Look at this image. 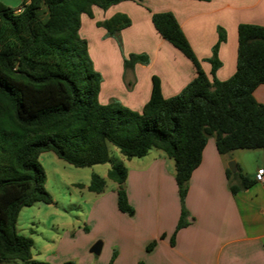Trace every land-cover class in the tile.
Returning <instances> with one entry per match:
<instances>
[{"label":"trees","instance_id":"trees-1","mask_svg":"<svg viewBox=\"0 0 264 264\" xmlns=\"http://www.w3.org/2000/svg\"><path fill=\"white\" fill-rule=\"evenodd\" d=\"M119 1L23 0L19 9L0 1V260L50 264L33 259L32 240L15 226L22 206L52 202L39 162L44 151L75 167L109 162L108 144L127 158L142 157L152 148L163 152L173 160L180 202L171 242L188 225V182L208 137L214 138L221 155L260 148L264 177V103L253 96L254 89L264 84V26L237 25L235 70L219 80L217 51L225 30L217 27V41L207 59L209 78L173 13H152L154 29L191 62L195 76L177 94L163 97L159 78L153 75L149 98L136 111L114 98L99 101L102 77L93 66L86 39L79 34L81 14L93 17V6L105 10ZM130 23L126 14L117 12L95 24L120 48L119 32ZM148 60L145 53H129L123 56V66ZM225 176L232 194L255 182L237 164L234 172L226 167ZM107 177L117 184V209L130 213L126 167L111 163ZM87 189L103 192L105 179L92 175Z\"/></svg>","mask_w":264,"mask_h":264},{"label":"crops","instance_id":"crops-1","mask_svg":"<svg viewBox=\"0 0 264 264\" xmlns=\"http://www.w3.org/2000/svg\"><path fill=\"white\" fill-rule=\"evenodd\" d=\"M0 1L13 9L23 2ZM163 11L173 13L209 78L207 59L217 41V27L225 30V40L217 51L221 64L215 76L219 80L235 70L237 25L264 26V0H121L105 10L93 6V17L81 14L79 34L86 39L93 66L102 77L101 103L114 98L140 111L149 98L153 75L159 78L163 97L177 94L195 76L191 62L161 38L151 23V14ZM117 12L131 20L119 32L122 50L95 24ZM129 53H145L149 60L125 68L123 56ZM253 96L264 103V84L254 89ZM235 151L217 153L214 138L208 137L201 162L188 182V225L177 231L172 242L180 213L173 160L158 149L127 160L125 186L134 212L132 219L122 216L121 221L134 227L139 241L138 254L132 253L127 264H264V181L255 179L248 188L232 194L225 176L227 163L233 159L243 174L255 178L262 160L254 154L257 161H247L253 153L241 152V161ZM151 242L154 244L147 249Z\"/></svg>","mask_w":264,"mask_h":264},{"label":"rangeland","instance_id":"rangeland-1","mask_svg":"<svg viewBox=\"0 0 264 264\" xmlns=\"http://www.w3.org/2000/svg\"><path fill=\"white\" fill-rule=\"evenodd\" d=\"M118 36L121 41L120 33ZM120 48L122 50V46ZM241 152H252L253 155L245 159L253 163L257 161L254 154L261 157L258 161L263 159L260 148L236 149L234 154L243 161L244 158L238 155ZM108 155L109 162L75 167L52 151L40 154L39 162L45 172L44 187L52 202L22 206L15 224L18 233L32 240L33 259L50 264L66 261L74 264H127L132 253L138 254L136 230L121 221L122 216L132 219L134 210L130 213L118 211L116 192H112L117 184L107 177L111 163L127 169L129 158L112 144H108ZM94 174L105 179V189L101 193L87 189ZM97 242H101V249L98 255H94L90 248ZM0 263L28 264L17 259L0 260Z\"/></svg>","mask_w":264,"mask_h":264},{"label":"water","instance_id":"water-1","mask_svg":"<svg viewBox=\"0 0 264 264\" xmlns=\"http://www.w3.org/2000/svg\"><path fill=\"white\" fill-rule=\"evenodd\" d=\"M227 167H228L232 172H234V171H235V167H236L235 161H234V160H230V161L227 163ZM100 249H101V242H97V243H95L94 245H92V247L90 248V251H91L94 255H98L99 252H100Z\"/></svg>","mask_w":264,"mask_h":264},{"label":"built area","instance_id":"built-area-1","mask_svg":"<svg viewBox=\"0 0 264 264\" xmlns=\"http://www.w3.org/2000/svg\"><path fill=\"white\" fill-rule=\"evenodd\" d=\"M254 177L257 180L264 181L262 169L257 170Z\"/></svg>","mask_w":264,"mask_h":264}]
</instances>
